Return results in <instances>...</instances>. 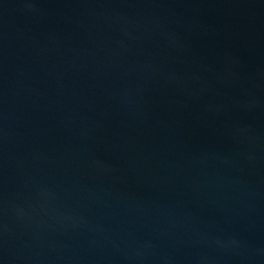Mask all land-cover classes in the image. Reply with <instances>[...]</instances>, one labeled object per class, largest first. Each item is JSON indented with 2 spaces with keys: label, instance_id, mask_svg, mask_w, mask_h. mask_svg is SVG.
<instances>
[{
  "label": "water",
  "instance_id": "95a60500",
  "mask_svg": "<svg viewBox=\"0 0 264 264\" xmlns=\"http://www.w3.org/2000/svg\"><path fill=\"white\" fill-rule=\"evenodd\" d=\"M0 264H264V0H0Z\"/></svg>",
  "mask_w": 264,
  "mask_h": 264
}]
</instances>
